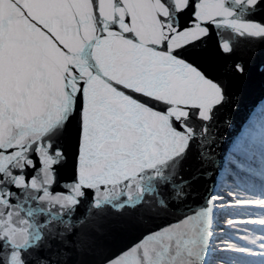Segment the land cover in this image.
Returning a JSON list of instances; mask_svg holds the SVG:
<instances>
[{"label":"snow or ice","instance_id":"snow-or-ice-1","mask_svg":"<svg viewBox=\"0 0 264 264\" xmlns=\"http://www.w3.org/2000/svg\"><path fill=\"white\" fill-rule=\"evenodd\" d=\"M0 264H264V0H0Z\"/></svg>","mask_w":264,"mask_h":264}]
</instances>
